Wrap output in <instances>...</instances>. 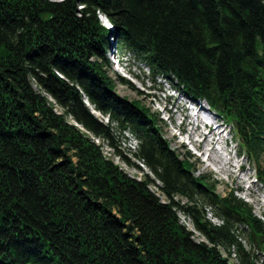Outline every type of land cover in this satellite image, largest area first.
I'll list each match as a JSON object with an SVG mask.
<instances>
[{
	"label": "trees",
	"instance_id": "trees-1",
	"mask_svg": "<svg viewBox=\"0 0 264 264\" xmlns=\"http://www.w3.org/2000/svg\"><path fill=\"white\" fill-rule=\"evenodd\" d=\"M111 36L232 122L264 180V0H0V264H233V248L256 264L264 221L233 189L216 194L218 180L195 174L155 114L117 93ZM125 131L167 200L89 134L116 147ZM237 224L249 227L250 250Z\"/></svg>",
	"mask_w": 264,
	"mask_h": 264
},
{
	"label": "rangeland",
	"instance_id": "rangeland-1",
	"mask_svg": "<svg viewBox=\"0 0 264 264\" xmlns=\"http://www.w3.org/2000/svg\"><path fill=\"white\" fill-rule=\"evenodd\" d=\"M99 19L107 27L109 28L112 27L108 17L105 14L102 13L99 14ZM110 40L112 42L114 39L110 37ZM126 53L128 54L124 55L121 67H118L111 60V58H109L110 61L112 62V65L110 66L111 69H109V75L114 79V81L117 84L116 87L117 93L121 96H126L131 100H139L144 106H146L151 111V113H154L155 114L154 117L156 118L155 121L157 122V125L160 128L165 139L169 141L171 148H173L177 153L183 156H189V158H191V161L195 163L197 173H201L206 176H212L214 179L218 180L219 182L218 190H217L218 193L225 195L231 189H234V191L236 190L235 191L236 195L243 198L245 201L249 202L252 205L254 212L258 216L264 217L263 215L264 202L261 201V199L264 200V198L261 197L259 186L255 187L254 189L256 190L254 191L255 194L251 198L248 197L247 192L245 190L243 192L237 190L238 188H241L242 185L241 180L239 179V177L236 176L237 169H234L235 172L232 171V173L229 174L225 169H223L224 167L222 164L210 162V160H208L204 154H201L198 145L195 147L184 134H181L179 132L176 126L177 123L174 124V122H172L174 120L173 119L171 120L168 117V114H166L163 111L164 105L156 101V97H154V95L150 93L149 90L143 86V84L141 83L142 81L140 82L139 79L136 80L134 78L133 74L142 75V76L149 75L151 72L150 65L146 63L144 59L139 58L134 53L132 52L131 53L126 52ZM144 71L146 74H144ZM125 78L130 80V83L126 84L125 82L121 81V79H125ZM85 102L90 109L94 108L93 105L90 104V102H87L86 98H85ZM56 108L58 110L60 109L58 105H56ZM94 115L98 118L99 121H103L104 123L109 122V118L107 115H104L100 112H97ZM89 134L97 143H99L102 146V150L105 153V155L110 157L129 175L136 177L137 179H141V178L143 179L144 175L148 173L150 175V178L154 180L153 184L150 186L151 190H153L163 200H167L166 196H164L160 190L161 182L159 181L157 176L152 173V171L146 164L139 161L133 155V152L136 151L138 148V143L136 144L134 137L129 132L115 133L113 140H114V145L116 147L110 146L107 140H102L101 138L95 137L92 133ZM187 151H190V154L192 153L193 155L191 156L187 155L188 154ZM122 155L129 158L131 164L127 163L126 160L122 157ZM262 157L264 161V155H262ZM240 161L245 163L246 166L245 172H251V174L254 176L256 173L255 166H253L254 164L249 163L245 157H241ZM217 162L219 161L217 160ZM204 209L206 211V216L210 221H212L213 223L219 222V220L214 215H212V212H208V209L205 206ZM179 218L180 221L190 231L194 233L193 238L195 240L206 239L205 236H203L200 233V231L194 226L192 216L186 215L183 211H180ZM231 261L234 264H238V260L236 259L235 254L231 255ZM258 261L262 263V259H258Z\"/></svg>",
	"mask_w": 264,
	"mask_h": 264
},
{
	"label": "bare ground",
	"instance_id": "bare-ground-1",
	"mask_svg": "<svg viewBox=\"0 0 264 264\" xmlns=\"http://www.w3.org/2000/svg\"><path fill=\"white\" fill-rule=\"evenodd\" d=\"M110 48H111V46H110ZM180 111H181V109H180ZM94 112L97 113L98 111L94 110ZM189 118H190L191 121H194V120H195L194 116H192V115L189 116ZM191 121H189V122L191 123ZM191 129H192V127L189 128V130H191ZM215 133H216V130L213 129V128H210L208 133H205V132H203V131L199 133V134L201 135V137L203 138V146L206 147L205 152H204V155H208V156L211 157V158H213V157H212L213 152L209 149V147H210V145H213L214 142H217V140H216V138H215V139H211L210 137H211L212 135H215ZM213 149H214L215 152H217V149H215L214 146H213ZM221 158H222V159H218V160H219V162H220L221 164H222V162L224 163V167H225L227 164H230V166L233 165V163H232V162H233V161H232V157H228V161H224L222 155H221ZM213 161H214L215 163H217V158H213ZM225 168H226V167H225ZM193 219H194V218H193Z\"/></svg>",
	"mask_w": 264,
	"mask_h": 264
}]
</instances>
